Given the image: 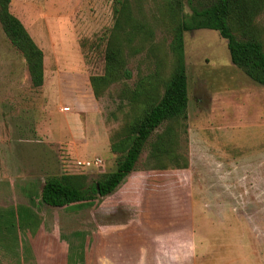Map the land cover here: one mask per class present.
Returning a JSON list of instances; mask_svg holds the SVG:
<instances>
[{
    "label": "rangeland",
    "instance_id": "1",
    "mask_svg": "<svg viewBox=\"0 0 264 264\" xmlns=\"http://www.w3.org/2000/svg\"><path fill=\"white\" fill-rule=\"evenodd\" d=\"M115 1L9 0V12L42 51L43 79L31 86L23 57L0 27V213L22 206L37 221L31 234L23 219L15 246L0 241V264H52L46 256H60L62 240L70 256L61 264H82L86 236L101 221L99 197L92 212L77 203L48 206L39 200L41 185L48 176L77 174L91 181L113 171L119 155L109 144L138 111L121 90L128 94L140 80L161 82L170 72V34L156 19L163 0H136L153 29L151 44L126 57L128 78L92 97L88 77L102 73ZM255 21L264 26V9ZM183 62L185 131L175 151L190 176L195 262L264 264V87L230 63L215 30L185 31ZM156 88L160 93L162 86ZM161 129L149 136L133 171L154 163L148 143ZM93 157L101 164H77ZM123 216L119 211L111 218Z\"/></svg>",
    "mask_w": 264,
    "mask_h": 264
},
{
    "label": "trees",
    "instance_id": "2",
    "mask_svg": "<svg viewBox=\"0 0 264 264\" xmlns=\"http://www.w3.org/2000/svg\"><path fill=\"white\" fill-rule=\"evenodd\" d=\"M8 3L9 0H0L1 30L23 57L31 86L39 87L43 79L42 51L20 20L9 12ZM263 9L264 0H209L206 4H192V0H163L156 19L169 31L167 46L172 67L161 82L140 80L128 94L121 90L120 97L129 102L130 109L133 106L138 111L123 124L118 138L109 144V150L119 155L115 169L91 181L77 174L48 176L39 191L40 202L53 207L72 203L90 205L97 197L111 192L134 168L144 144L160 125L162 129L148 143L147 157L154 162L149 168H185L186 160L179 164L180 156L175 151L178 134L185 131L186 119L183 33L196 29L217 31L226 42L230 63L264 87V26L255 21ZM152 35L153 29L139 2L135 0L131 5L130 0L115 1L113 24L103 50L102 73L88 77L93 97L98 98L109 84L128 78L126 57L141 50L144 43L150 45ZM159 84L162 86L160 93L156 88ZM23 209L18 206L0 213V225H3L0 241L6 242V247L15 246V232L22 229L23 219H26V228L31 234L37 228L34 213L26 210L25 215Z\"/></svg>",
    "mask_w": 264,
    "mask_h": 264
},
{
    "label": "crops",
    "instance_id": "3",
    "mask_svg": "<svg viewBox=\"0 0 264 264\" xmlns=\"http://www.w3.org/2000/svg\"><path fill=\"white\" fill-rule=\"evenodd\" d=\"M189 183L186 168L132 169L99 197L101 221L86 236L82 264H197ZM92 202L90 212L97 206ZM119 211L126 217L111 218ZM60 248V256H46L52 264L70 256L65 241Z\"/></svg>",
    "mask_w": 264,
    "mask_h": 264
},
{
    "label": "built area",
    "instance_id": "4",
    "mask_svg": "<svg viewBox=\"0 0 264 264\" xmlns=\"http://www.w3.org/2000/svg\"><path fill=\"white\" fill-rule=\"evenodd\" d=\"M77 164H79V165L82 164L85 167H88V166H98V165L101 164V160L98 157H93L91 160H85L83 162H77Z\"/></svg>",
    "mask_w": 264,
    "mask_h": 264
}]
</instances>
